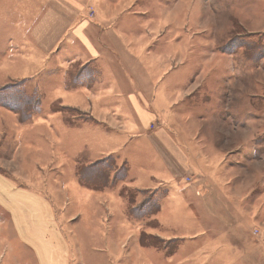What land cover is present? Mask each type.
I'll return each mask as SVG.
<instances>
[{
	"label": "rangeland",
	"instance_id": "obj_1",
	"mask_svg": "<svg viewBox=\"0 0 264 264\" xmlns=\"http://www.w3.org/2000/svg\"><path fill=\"white\" fill-rule=\"evenodd\" d=\"M84 1L86 7L79 19L98 23L92 0ZM107 1L115 7L124 6H117V13L104 14L115 23L118 40L114 52H122L126 35L127 43L136 48L131 54L136 60L86 64L78 56L77 45L65 52L67 57H62L60 48L58 58L48 63V55L38 54L31 76L13 78L0 86L17 84L2 94L21 87L27 96L34 93L40 98L38 110L30 111V117L26 106L19 107L24 113L21 117H28L24 121L16 110L0 104L1 172L30 197L35 192L38 205L52 209L45 212L49 229L58 235L56 247L67 241L62 233H96L93 248H113L114 264H144L148 259L156 264L158 255L166 264H264V86L258 102L248 93L249 88L259 91L251 73L244 78L245 97L236 72L243 70L244 64L247 71H252L255 62L264 57V35L237 26L229 31L222 13L223 0ZM171 5L175 9L166 11ZM90 7L93 18L89 17ZM28 34L23 30L21 37ZM12 35V30H0V55L5 54ZM139 48L142 50L137 51ZM158 52L168 54L164 104L168 119L163 121L171 125L165 128L179 140L189 160L202 164L198 178H193L189 168L177 178L178 189L187 191L182 204L176 199L166 201L169 184L134 188L128 183L132 172L143 182L142 170L161 171L162 164L147 138L134 133L130 141L121 143L118 137L130 109L125 100L127 92L109 95L102 100V109L87 107V103L78 107L77 100L63 103L57 94L63 88L76 93L81 87L103 90L107 79L100 70L107 66L118 72L119 89L123 86L128 90L130 79L123 76L127 71L124 66H133L129 72H133V84L138 86L136 96L142 97L146 85L141 73L146 68L157 70L149 59ZM22 54V59L28 58L27 52ZM260 78L264 84V74ZM89 97L93 95H85V101ZM108 156L113 158L111 170L104 171L108 182L102 181L105 185L99 189L81 184L78 169ZM4 163L14 171L21 170L20 165L30 171L8 173ZM129 166V176L127 173L112 182L114 171L121 176ZM70 183H74L73 188ZM78 186L92 193L77 195ZM196 197H210L207 201L212 211H204V222L195 220L199 215L194 206ZM224 200L230 205L223 206ZM31 203L22 206L28 217ZM153 203L161 204L158 213L156 204L150 208ZM235 213L239 222L224 219L236 218ZM32 215L37 217L38 211ZM13 216L12 209L0 204V264H39L40 254H36L37 263L29 246L19 238L17 227L11 224ZM75 242L71 244V264H91L89 247ZM142 246L157 248L160 254H150L147 259L137 253ZM205 248L210 250L201 253ZM97 264L106 263L99 260Z\"/></svg>",
	"mask_w": 264,
	"mask_h": 264
},
{
	"label": "crops",
	"instance_id": "obj_2",
	"mask_svg": "<svg viewBox=\"0 0 264 264\" xmlns=\"http://www.w3.org/2000/svg\"><path fill=\"white\" fill-rule=\"evenodd\" d=\"M84 2V0H0V30L13 31L12 40H7L10 42L5 47V54L0 55V86L8 83L13 78L31 76L30 70L33 65L37 64L38 54L42 57L48 55V59L46 60L48 63L50 59L58 58L60 48H62L63 51L62 57H67L68 54H65V52L69 53L71 45H77L78 56L86 60V64L91 61L96 62L97 60L99 62L101 60L103 62H109L110 64L115 63L117 60L120 62H127L130 61V59L134 60L135 58L131 54L136 53V48L130 46V43H127L128 37L126 35L124 37L122 36L124 38L123 45L121 46L123 47L122 52L120 51L119 54H117L118 52H114V49L117 48L118 40L115 35V23L107 20V16L106 18L104 17V14L112 15V13H117V6H119L118 8H124V6L121 7V4H116L115 7L114 4L107 0H92V5L95 6L97 10L98 18V23H94L89 22L85 18L79 19V14H81L82 9L86 7ZM174 3L176 4V2ZM172 5L169 7L170 9L168 8L166 11L175 9ZM40 12L41 16L39 18ZM222 13L226 16L225 20L229 31L240 27L243 30L248 29L261 36L264 35V0H223ZM103 18L105 19L104 21H106L104 25L101 24ZM23 30L29 31V34L24 38L21 37V32ZM229 40L230 38L227 39V41ZM23 42L25 43L23 44ZM139 50L142 49L139 48L137 51ZM23 52H27L28 58L22 59ZM224 52L223 50V53ZM225 54H227V52ZM167 56L168 54L165 55L162 52H158L157 56L149 59V61L154 62L153 65L156 66L157 70H149V68H146L145 71L141 73L143 83L146 85V90L142 91V97L136 96V88L138 86L133 84L135 83L133 80V72H129L133 66L132 68L124 66V69L127 71L123 72V76H129L130 79L128 90L123 86L119 89L116 80L118 72L114 71L113 68H111L112 66H107L103 71L100 70L102 76L107 79L106 86L103 90H101V88L89 90L87 87H81L76 93V91L63 88L58 90L57 94L59 96L58 99H61L63 103H71L77 100L76 105L78 107H82V104H84L85 107V103H87V107L102 109V100L104 101L109 95L127 92L125 100L129 102L130 109L126 112V116L124 115L125 123L118 137L121 143L130 141L134 133H138V137L147 138L148 143L153 148L155 158L162 164L161 171L142 170L145 176V181L143 180V182H140L137 175L132 172L129 166L128 176L130 171L133 176L128 183L134 188H154L156 186L155 184H169L171 190L166 201H174L176 199L179 201V204H182V202H185L182 195L187 191L185 190L182 193L178 189L179 185L177 184V178H179L181 173L186 171L187 168L193 172V178H198L201 171L199 167H201L202 164L196 159L189 160V156L184 152L185 150H183L179 140L176 138L174 139L169 130L165 128V125L169 127L171 125L169 121H163L165 117L168 119L164 106V104L167 103V88L165 81ZM243 62L245 63V59ZM263 62L264 57L260 58L258 63L257 61L255 62L252 71H247L245 69V64L242 65L243 70L238 69L236 71L238 79H241L240 87L242 88L243 96H245L247 92L244 78H249L251 76L250 74L253 73L254 82L259 91H254L249 88L248 93L255 97L258 102V96H260L259 94L264 86L263 83L261 84L262 80L260 78L261 75L264 74ZM109 67L110 69H108ZM34 76H36V74ZM155 78H157V80ZM82 92L84 95H82ZM76 94H78L77 98L74 96ZM91 94L93 97H89V101H85V95L89 96ZM103 94L105 96L104 98L102 97ZM91 99L93 102H90ZM92 103L93 105H91ZM258 106L260 108L259 103ZM4 164V170L15 175H20L24 172L27 174L30 171V168L22 170L21 165V170L14 171L9 168L8 164ZM203 175L207 177L205 173ZM27 178L28 177L25 179ZM69 185L71 188L74 187V183H70ZM76 189L75 193L77 195L81 194L85 196L92 193L81 186H78ZM197 194H199V192H197ZM179 195L181 196V200ZM36 197L37 195L35 192L32 193V197H30L26 190L23 192L19 186L15 185L14 180L7 178L0 170V204L13 210L15 216H13L10 222L17 227L19 238L29 246L31 252L35 255L36 262V254H40V263H37L71 264L74 252L71 248V244L72 241L76 239V245L77 243H85L89 247L91 254H93V257L88 259L91 264H97L99 260H103L106 264H110V262L114 264L112 261L116 260L115 255L114 258L111 257L113 248L110 246L105 248L104 246L93 248L96 247L92 242L97 238L96 233H72L71 236L62 233V237L67 239V241H65V245L56 247L55 243L58 242V235L55 236L49 229L50 222L45 212L46 210L52 211V209H49L45 205H38V203L35 202ZM208 198L210 197H205L204 199L195 198L194 206L197 212L199 211V218L197 217L195 220L200 219V222L203 221L202 217L204 211L211 210V206H208ZM29 203H31V205L29 210L30 216L28 217L27 212L22 206ZM222 205L228 206L230 203L224 200L222 201ZM34 210L35 213L38 211V218L32 215ZM160 210L161 207L157 213ZM225 211L228 212V209ZM224 219L232 222L240 221L239 215H237L236 218L228 216ZM51 220L52 217H50V221ZM43 228L46 229L43 230ZM228 235L229 233H227L225 237ZM99 236L101 237V235ZM223 246L224 244H222V247ZM209 250L210 249L205 248L201 253H206ZM217 251L216 249L215 252ZM159 252L160 250L158 251L157 248L147 246H142L137 251V253L143 254L147 259L148 257L150 258V254L154 255ZM159 259L160 256L158 255L156 264H166L164 257L161 258L162 262H160ZM144 264H155V261L148 259L147 263L145 261ZM226 264H228V262Z\"/></svg>",
	"mask_w": 264,
	"mask_h": 264
},
{
	"label": "trees",
	"instance_id": "obj_3",
	"mask_svg": "<svg viewBox=\"0 0 264 264\" xmlns=\"http://www.w3.org/2000/svg\"><path fill=\"white\" fill-rule=\"evenodd\" d=\"M17 84L12 85H6L3 88L0 89V104L3 106L12 108L16 110L17 114L21 117L22 114L24 115L23 111L19 108L22 106H26L29 111L28 117H30V111H37L40 106V98L38 95L32 93L31 95H26L23 91V89L16 88V89H10L9 91H6L2 94L3 90H7L9 88H14ZM25 109V108H24ZM26 110V109H25ZM26 117V118H28ZM24 116L21 117V121H24L26 119ZM113 166V158L111 156L104 157L101 159L96 160L95 162L84 166L82 168L78 169L77 177L79 178L81 184L87 185L89 187H92L93 189H99L100 187H103L105 185L102 181H107V177L105 178L104 171H107V169L111 170V167ZM128 168H124V173L121 176H118V170L114 171V175L112 176V182L115 179L123 178L124 176H127ZM99 177V178H98ZM104 179H101V178ZM101 179V180H100ZM157 203H153L150 205V208H152ZM160 208V204H158L156 213Z\"/></svg>",
	"mask_w": 264,
	"mask_h": 264
},
{
	"label": "built area",
	"instance_id": "obj_4",
	"mask_svg": "<svg viewBox=\"0 0 264 264\" xmlns=\"http://www.w3.org/2000/svg\"><path fill=\"white\" fill-rule=\"evenodd\" d=\"M93 16H94V10H93L92 7H90V9H89V17L93 18Z\"/></svg>",
	"mask_w": 264,
	"mask_h": 264
}]
</instances>
